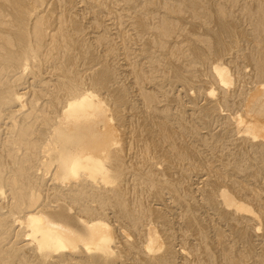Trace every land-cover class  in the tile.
Segmentation results:
<instances>
[{"label": "bare ground", "instance_id": "6f19581e", "mask_svg": "<svg viewBox=\"0 0 264 264\" xmlns=\"http://www.w3.org/2000/svg\"><path fill=\"white\" fill-rule=\"evenodd\" d=\"M0 264H264V0H0Z\"/></svg>", "mask_w": 264, "mask_h": 264}]
</instances>
